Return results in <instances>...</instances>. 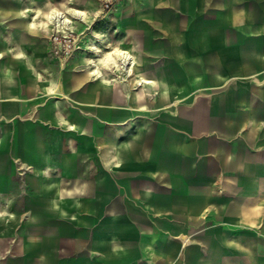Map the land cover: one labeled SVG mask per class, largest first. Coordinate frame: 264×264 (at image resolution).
<instances>
[{"label": "crops", "instance_id": "crops-1", "mask_svg": "<svg viewBox=\"0 0 264 264\" xmlns=\"http://www.w3.org/2000/svg\"><path fill=\"white\" fill-rule=\"evenodd\" d=\"M101 7L0 0V264H264V0Z\"/></svg>", "mask_w": 264, "mask_h": 264}, {"label": "bare ground", "instance_id": "bare-ground-1", "mask_svg": "<svg viewBox=\"0 0 264 264\" xmlns=\"http://www.w3.org/2000/svg\"><path fill=\"white\" fill-rule=\"evenodd\" d=\"M50 14V13H49ZM86 13L81 12L78 10H73L72 16H68L62 11L53 10L49 16V22L51 25V29L53 30H59L66 28H72L74 24V20H83L85 19ZM49 26V25H48ZM57 28V29H56ZM92 47V46H91ZM92 50L94 52H98L99 54V60L98 62L104 65L105 67H108L109 69H115L117 71L125 72L128 74H132L131 66H134L133 58L130 54L127 52H124L122 50H110V51H103L100 48H98L96 45H93ZM88 62L93 65V73L97 75L98 77L102 76L101 68L100 66H97V61L92 60L90 57L88 59ZM143 83H149L144 81Z\"/></svg>", "mask_w": 264, "mask_h": 264}, {"label": "built area", "instance_id": "built-area-1", "mask_svg": "<svg viewBox=\"0 0 264 264\" xmlns=\"http://www.w3.org/2000/svg\"><path fill=\"white\" fill-rule=\"evenodd\" d=\"M126 0H102V13H111L116 6ZM57 29V28H56ZM52 48L56 54L69 55L77 50V41L74 39L72 28L57 29L52 31Z\"/></svg>", "mask_w": 264, "mask_h": 264}, {"label": "rangeland", "instance_id": "rangeland-1", "mask_svg": "<svg viewBox=\"0 0 264 264\" xmlns=\"http://www.w3.org/2000/svg\"><path fill=\"white\" fill-rule=\"evenodd\" d=\"M93 24L91 23H86V22H78L75 23L74 20V24L72 27V31L74 33V39L77 41V50L69 55H63V54H56L52 48V43H51V35H52V29H50V43H51V48H52V52L56 57L61 58L64 62H67L77 51L80 50V42L82 41L83 37H89V36H95L94 32L92 30ZM89 34V35H88ZM88 35V36H87ZM96 43V38L93 37V40L90 41V43Z\"/></svg>", "mask_w": 264, "mask_h": 264}]
</instances>
